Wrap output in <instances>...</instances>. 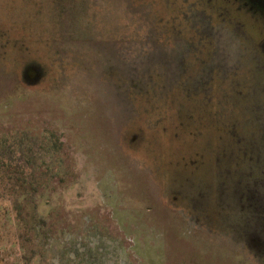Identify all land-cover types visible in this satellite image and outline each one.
<instances>
[{
	"label": "rangeland",
	"instance_id": "374dc122",
	"mask_svg": "<svg viewBox=\"0 0 264 264\" xmlns=\"http://www.w3.org/2000/svg\"><path fill=\"white\" fill-rule=\"evenodd\" d=\"M244 1L0 0V140L56 130L74 171L32 258L264 264V16ZM12 215L0 264H24Z\"/></svg>",
	"mask_w": 264,
	"mask_h": 264
},
{
	"label": "trees",
	"instance_id": "16d2710c",
	"mask_svg": "<svg viewBox=\"0 0 264 264\" xmlns=\"http://www.w3.org/2000/svg\"><path fill=\"white\" fill-rule=\"evenodd\" d=\"M59 144L56 130L42 134L31 128L0 140V212L13 214L19 259L24 264H45L42 255L34 257L35 261L31 257L39 246L35 235L51 236L52 230L47 231L45 225L50 221L54 226L63 209L62 203L58 206V200H53L58 191L56 178L69 181L74 174Z\"/></svg>",
	"mask_w": 264,
	"mask_h": 264
},
{
	"label": "flooded vegetation",
	"instance_id": "af4514ba",
	"mask_svg": "<svg viewBox=\"0 0 264 264\" xmlns=\"http://www.w3.org/2000/svg\"><path fill=\"white\" fill-rule=\"evenodd\" d=\"M237 1H241V0H237ZM243 4L247 5L249 7L248 9L252 10V12H256L258 14H261L260 16L262 15L264 16V7L259 2L257 1L254 2V0H248V1H244ZM256 5L258 6L259 9L255 8Z\"/></svg>",
	"mask_w": 264,
	"mask_h": 264
},
{
	"label": "water",
	"instance_id": "95a60500",
	"mask_svg": "<svg viewBox=\"0 0 264 264\" xmlns=\"http://www.w3.org/2000/svg\"><path fill=\"white\" fill-rule=\"evenodd\" d=\"M256 1L259 2L264 7V0H256Z\"/></svg>",
	"mask_w": 264,
	"mask_h": 264
}]
</instances>
